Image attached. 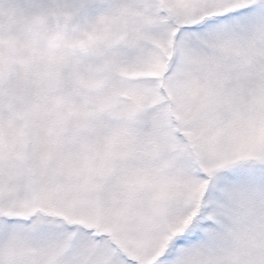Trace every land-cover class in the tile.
<instances>
[{
    "label": "snow or ice",
    "instance_id": "1",
    "mask_svg": "<svg viewBox=\"0 0 264 264\" xmlns=\"http://www.w3.org/2000/svg\"><path fill=\"white\" fill-rule=\"evenodd\" d=\"M0 264H264V0H0Z\"/></svg>",
    "mask_w": 264,
    "mask_h": 264
},
{
    "label": "clouds",
    "instance_id": "2",
    "mask_svg": "<svg viewBox=\"0 0 264 264\" xmlns=\"http://www.w3.org/2000/svg\"><path fill=\"white\" fill-rule=\"evenodd\" d=\"M13 39H18L20 43L23 45L28 38L23 35H15L13 36Z\"/></svg>",
    "mask_w": 264,
    "mask_h": 264
}]
</instances>
